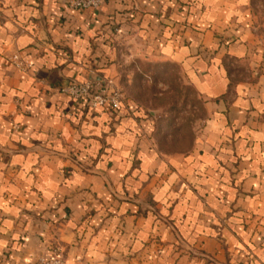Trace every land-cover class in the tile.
Wrapping results in <instances>:
<instances>
[{
  "label": "crops",
  "instance_id": "crops-1",
  "mask_svg": "<svg viewBox=\"0 0 264 264\" xmlns=\"http://www.w3.org/2000/svg\"><path fill=\"white\" fill-rule=\"evenodd\" d=\"M132 60L181 65L204 99L187 151L131 101L62 91L119 87ZM40 256L264 264V0H0V264Z\"/></svg>",
  "mask_w": 264,
  "mask_h": 264
},
{
  "label": "rangeland",
  "instance_id": "rangeland-1",
  "mask_svg": "<svg viewBox=\"0 0 264 264\" xmlns=\"http://www.w3.org/2000/svg\"><path fill=\"white\" fill-rule=\"evenodd\" d=\"M123 100L142 109L155 144L165 152H185L207 116L204 99L181 65L174 62L130 61L122 68Z\"/></svg>",
  "mask_w": 264,
  "mask_h": 264
},
{
  "label": "built area",
  "instance_id": "built-area-1",
  "mask_svg": "<svg viewBox=\"0 0 264 264\" xmlns=\"http://www.w3.org/2000/svg\"><path fill=\"white\" fill-rule=\"evenodd\" d=\"M105 0H67L71 9H99ZM13 62L21 70H27L31 63L24 61L19 55L13 56ZM62 91L72 96L76 101L84 102L88 107L96 109L102 106H110L119 109L123 105V94L119 87H103L93 80L72 82L62 88ZM34 264H62L58 257H38Z\"/></svg>",
  "mask_w": 264,
  "mask_h": 264
},
{
  "label": "water",
  "instance_id": "water-1",
  "mask_svg": "<svg viewBox=\"0 0 264 264\" xmlns=\"http://www.w3.org/2000/svg\"><path fill=\"white\" fill-rule=\"evenodd\" d=\"M92 80H94V81H95V80H98V79H96V78H94V79H93V78H92Z\"/></svg>",
  "mask_w": 264,
  "mask_h": 264
}]
</instances>
